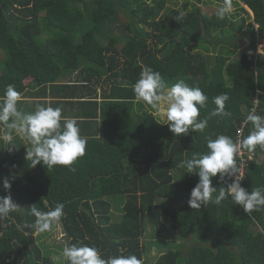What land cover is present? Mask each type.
I'll use <instances>...</instances> for the list:
<instances>
[{
    "label": "trees",
    "instance_id": "trees-1",
    "mask_svg": "<svg viewBox=\"0 0 264 264\" xmlns=\"http://www.w3.org/2000/svg\"><path fill=\"white\" fill-rule=\"evenodd\" d=\"M202 1L177 8L167 7L176 0H0V96L11 84L22 94L21 111L62 106L64 115L79 118L87 140L75 171L33 168L18 137L15 146L0 141V196L10 194L19 206L0 219V264H55L32 227L30 207L49 211L58 203L68 245H94L105 258L123 249L144 264H264V210L247 214L230 198L192 209L199 177L178 167L207 152L209 138L235 140L238 130L247 136L251 125L243 126V117L253 107L264 115V53L257 52L264 0H233L235 10L223 20L203 13ZM145 66L169 85L181 78L204 90L203 132L176 136L135 100L133 85ZM222 93L229 115H213V98ZM252 153L241 181L249 192L264 188V150ZM212 183L223 186L219 174ZM114 197L123 201L118 220ZM148 226L159 246L189 236L194 243L150 259Z\"/></svg>",
    "mask_w": 264,
    "mask_h": 264
},
{
    "label": "clouds",
    "instance_id": "clouds-1",
    "mask_svg": "<svg viewBox=\"0 0 264 264\" xmlns=\"http://www.w3.org/2000/svg\"><path fill=\"white\" fill-rule=\"evenodd\" d=\"M234 11L233 0H222L215 11L218 19L223 20ZM264 48V47H262ZM261 48V49H262ZM134 97L142 102L155 116L164 119L169 130L176 136L189 133L190 130L203 132L208 119L201 118L200 110L205 108L208 96L204 90L189 86L184 79L177 78L169 85L159 71L150 67H142L138 80L133 85ZM229 96L222 93L213 98L216 109L213 115H229L225 111ZM22 94L14 85H7L0 96V141L5 145H13L14 138L24 140L27 145L26 159L34 168L39 164L52 169L54 166H67L71 171L78 158L86 152L87 140L81 135L79 118L64 115L62 106L36 104L33 110L24 112L19 108ZM251 125L250 133L236 139L225 134H218L206 142L207 152L193 153L191 158L181 161L178 167L185 173H194L199 179L191 190L188 205L192 209H201L209 203L220 205L225 199H231L235 205L243 207L245 213L264 210V188L254 187L251 192L241 185L244 170L237 158L242 149L255 151L257 146L264 150V115L257 114L253 107L244 117L243 126ZM219 174L223 184L217 190L212 180ZM231 180V182H227ZM226 185V187H224ZM2 187L11 189L8 179H4ZM19 206L13 202L12 196H0V219L6 218ZM62 203L49 211H41L35 205L30 207V214L35 217L32 227L37 234L49 232L54 224L63 216ZM109 255L106 258L100 250L90 244H65L62 254L55 257L58 264H144L142 258L135 254Z\"/></svg>",
    "mask_w": 264,
    "mask_h": 264
},
{
    "label": "rangeland",
    "instance_id": "rangeland-1",
    "mask_svg": "<svg viewBox=\"0 0 264 264\" xmlns=\"http://www.w3.org/2000/svg\"><path fill=\"white\" fill-rule=\"evenodd\" d=\"M176 1H178V5H175L172 3H167V7H177V8L182 7L184 0H176ZM191 1L196 2V0H191ZM200 5H201L203 13L207 14L208 16H211V15L215 14L216 8L220 4L217 3L216 0H205V3H202ZM234 10H235V7H234ZM163 13H164V11L162 10L159 14V17H161L163 15ZM122 21H126V20L124 19ZM119 24H118L119 27H122V24L121 23H119ZM258 40L259 41H258L257 52L258 53H264V48H262V47H264V40L260 39V38ZM245 44L246 43H243V47H245ZM239 49L237 50V52L239 51ZM237 52H236V54H237ZM0 54L2 55L3 51H1ZM236 54H235V56H236ZM26 100H29V99L26 98ZM157 119L162 123H166V121L164 119H161L159 117H157ZM18 140L22 141V143H23L22 146H25V148L27 149V145H24L26 142L20 138ZM122 198L125 201V197H122ZM112 201H113L112 218L118 220L121 217L123 201H121L115 197ZM153 233H154V229L151 226H148L146 229V234L144 236V240H146L148 243L149 251H148V254L146 256L149 257L150 259L157 258L158 256H160V254L165 252L167 249L169 250L170 248H173V247H178V248H181L183 251L184 250L187 251L188 250L187 247L194 243V240L189 236V237H185L182 239H176L175 242H173V244L172 243L168 244L170 247L167 248V246H165V245L159 246L158 240L155 239V236L153 235ZM39 236H41V237H39V239H40V241H42L43 245L46 246L47 250L51 251V254H52V257L55 261V264H58L55 257L62 254L63 247L65 246V244H68V242H69V237L65 233L62 222L59 221V223L54 224L52 226V229L49 232L39 234ZM64 264H66V261L64 262Z\"/></svg>",
    "mask_w": 264,
    "mask_h": 264
},
{
    "label": "built area",
    "instance_id": "built-area-1",
    "mask_svg": "<svg viewBox=\"0 0 264 264\" xmlns=\"http://www.w3.org/2000/svg\"><path fill=\"white\" fill-rule=\"evenodd\" d=\"M243 130V129H242ZM240 138L242 139V133H241V130H240V134H239ZM241 160V166L245 172V167H246V164H247V161H250L251 159H253L254 157V153L252 152H247L245 151L244 149H242V152L240 154V156H238Z\"/></svg>",
    "mask_w": 264,
    "mask_h": 264
},
{
    "label": "bare ground",
    "instance_id": "bare-ground-1",
    "mask_svg": "<svg viewBox=\"0 0 264 264\" xmlns=\"http://www.w3.org/2000/svg\"><path fill=\"white\" fill-rule=\"evenodd\" d=\"M253 160V159H252Z\"/></svg>",
    "mask_w": 264,
    "mask_h": 264
}]
</instances>
